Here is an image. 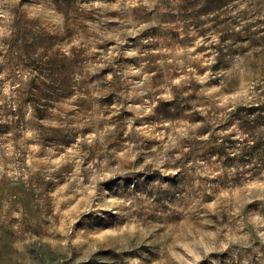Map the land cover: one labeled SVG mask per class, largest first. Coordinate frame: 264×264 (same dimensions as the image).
I'll return each instance as SVG.
<instances>
[{
  "label": "rangeland",
  "instance_id": "rangeland-1",
  "mask_svg": "<svg viewBox=\"0 0 264 264\" xmlns=\"http://www.w3.org/2000/svg\"><path fill=\"white\" fill-rule=\"evenodd\" d=\"M0 264H264V0H0Z\"/></svg>",
  "mask_w": 264,
  "mask_h": 264
}]
</instances>
